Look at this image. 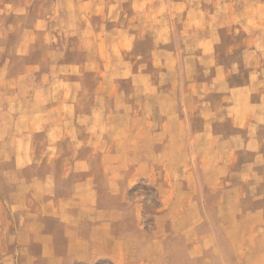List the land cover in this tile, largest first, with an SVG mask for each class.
<instances>
[{"label":"rangeland","instance_id":"374dc122","mask_svg":"<svg viewBox=\"0 0 264 264\" xmlns=\"http://www.w3.org/2000/svg\"><path fill=\"white\" fill-rule=\"evenodd\" d=\"M260 48L264 0H0V264H264Z\"/></svg>","mask_w":264,"mask_h":264},{"label":"crops","instance_id":"0c3cea01","mask_svg":"<svg viewBox=\"0 0 264 264\" xmlns=\"http://www.w3.org/2000/svg\"><path fill=\"white\" fill-rule=\"evenodd\" d=\"M257 49H259L258 47H250V48H246L243 49L245 50L244 54H249V53H256ZM264 51L263 48H260ZM262 56V57H261ZM261 56L259 55V60H261L260 64L261 65H257L256 67H253L249 62H247L248 60L245 59V64L244 65H239L237 66L236 70H235V77L238 78L239 76H237V74H241L243 72H248L250 74V77L247 78L246 80H242V79H237L238 81H236L234 84H231V89L233 90H251L253 89V85L255 84V79H258L261 84H263V88H262V93H263V98H262V104H264V54H261ZM216 76V75H215ZM213 76L212 78L215 79ZM229 80V79H228ZM259 117V116H264V108L262 110H258V112H256L255 115H253L254 119L255 117ZM249 125H253L252 121L249 123Z\"/></svg>","mask_w":264,"mask_h":264}]
</instances>
